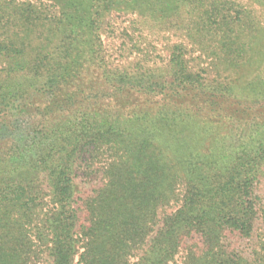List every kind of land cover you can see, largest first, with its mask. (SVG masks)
<instances>
[{"label": "trees", "instance_id": "trees-1", "mask_svg": "<svg viewBox=\"0 0 264 264\" xmlns=\"http://www.w3.org/2000/svg\"><path fill=\"white\" fill-rule=\"evenodd\" d=\"M0 264H264V0H0Z\"/></svg>", "mask_w": 264, "mask_h": 264}, {"label": "rangeland", "instance_id": "rangeland-1", "mask_svg": "<svg viewBox=\"0 0 264 264\" xmlns=\"http://www.w3.org/2000/svg\"><path fill=\"white\" fill-rule=\"evenodd\" d=\"M104 25H103V36L105 37V39L111 44L115 45V43L117 42L116 38L113 37V35L111 34V30L113 28V26L115 27V30L118 31V27L120 25V27L122 26H126L129 24L130 22V16L128 14H123L120 12H111L110 14H106L104 16ZM109 25L111 26V28L109 27ZM115 38V39H112Z\"/></svg>", "mask_w": 264, "mask_h": 264}]
</instances>
